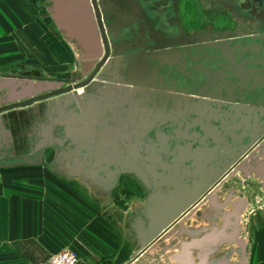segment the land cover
I'll list each match as a JSON object with an SVG mask.
<instances>
[{"label": "water", "instance_id": "obj_1", "mask_svg": "<svg viewBox=\"0 0 264 264\" xmlns=\"http://www.w3.org/2000/svg\"><path fill=\"white\" fill-rule=\"evenodd\" d=\"M141 1L147 0L124 3L140 5L138 9L145 11ZM52 2L61 32L90 51L89 57H96L99 52L98 29L104 45L103 25L115 36L110 31L114 19L109 17L111 4L107 1ZM240 22L244 23L245 18ZM130 26L122 22L121 29ZM216 34L220 39L212 49L216 57H209L216 59V74L207 77L202 73L203 91L187 90L176 81L170 87L151 85L158 69L155 64L146 63L147 53L137 50L120 58L123 50L114 46L109 59L110 51L105 47L91 77L103 65L102 70L91 83L90 77L78 85L54 89L53 83L28 77H0V89L7 90L4 100L9 101L0 105V168L40 165L45 151L55 145L58 150L52 163L58 173L80 177L102 196L108 195L121 175L134 177L146 191V198L132 213L117 215H121L134 243L139 248L147 246L214 181L233 176L235 168L230 169L231 163L264 129V48L253 43L234 44L228 29H217ZM261 43L264 45V40ZM136 49L133 46L132 50ZM236 56L240 57L238 65ZM255 65L262 74L253 71ZM164 74L173 78L172 73ZM81 86V93L73 91ZM212 92H216V101L212 100ZM202 104L210 114H199L196 107ZM214 107L215 125L211 115ZM192 118L198 122L184 129L194 131V137H186L188 140H182L180 145L184 144L183 148L190 152L188 158L203 161L193 173L181 170L189 161L183 160L181 153L175 157L169 150L175 129H182L185 120ZM200 123L216 128V141ZM174 158L176 161L172 162ZM232 213L237 219L236 211Z\"/></svg>", "mask_w": 264, "mask_h": 264}, {"label": "flooded vegetation", "instance_id": "obj_2", "mask_svg": "<svg viewBox=\"0 0 264 264\" xmlns=\"http://www.w3.org/2000/svg\"><path fill=\"white\" fill-rule=\"evenodd\" d=\"M105 1L111 4L109 17L114 19V22L110 23V31H112L115 36L109 34L106 30V26L103 25L106 34V45H104L98 29L99 52L96 57H89L88 54L90 51H85L76 41L71 39L81 50V58L83 61L87 62L90 66L89 71L83 78L76 79L71 74L67 73H62L58 75V77H50L43 71L40 72L42 76H38L34 74L33 67L23 65L6 70L5 73L0 74V77L4 75L16 77V79L28 77L32 78L34 81L39 80L53 83L55 84L54 89L67 85H78L91 77L96 65L105 53V47L110 51L107 57V59H109L112 56L111 54L114 46L116 49L123 50V54H119L120 58L127 57L137 52V50L147 53L146 63L151 65L155 64L158 69L156 74L157 78L150 81L151 85H155L159 88H163V85L170 87L174 86L176 81L178 86L184 87L187 90L196 89V91H203V89H205V84L202 73L207 75V77L216 74V59H209V57H216V52L212 49L216 47L217 42L220 41L216 34L217 29H228L229 34H232L229 38L233 39L234 44L241 43V45H250L253 43L255 47L261 46L264 48V45L261 43V40H264V0H187L188 4L190 1L194 2L198 13H201L206 18L199 27L193 30L188 29L184 23L185 14L182 13L183 0L141 1L145 11H140V9H138L140 5L125 4L124 0H116L117 2L115 0ZM133 6H135V8L132 9ZM157 16H160L158 20L155 19ZM217 17L226 19L228 25L225 27L215 26L213 21ZM239 18L243 20L245 18V22H240ZM122 22H127L131 26L126 29H121ZM96 27L98 28V26ZM260 37L261 39H259ZM135 45L137 49L132 50ZM154 46L158 47V49L154 50L152 48ZM90 49L91 53H93V47ZM239 59V56L235 57L234 61L236 65L239 64ZM123 62L127 65L125 60ZM102 67L103 65L95 75L88 80L89 83L96 81V75L100 73ZM243 67L246 68V66ZM259 69L258 65L253 67V71H255L257 75L262 74V72L259 74ZM165 71L169 74L172 73L173 78L165 75ZM159 74L162 77H159ZM260 77H262V75ZM102 81L104 84H106V82L109 83V81ZM110 83L127 85L130 87L135 86V84L131 85L130 83L126 84L118 81H111ZM83 88V86L80 88L76 87L73 91L81 93ZM6 94L7 90L5 95ZM184 95L194 97L193 94L189 93H185ZM212 95L214 96L212 100L216 101V92H212ZM8 102V100L5 101L3 98L0 105ZM196 108H198L199 114H202V112L204 114H210L209 111H206V107L203 104L198 105ZM211 112L215 120V125L216 107H214ZM193 120L194 118L185 120L183 128H176L175 132L172 134V138L169 140V142L172 143L169 150L174 156L176 157L177 154L181 153L180 156L184 158L183 160L189 161L187 163L185 162V165L180 169L184 172L189 171L192 173L198 171L203 161L200 162L199 159L194 160L191 157L188 158L190 152L186 150V147L183 148L184 144L181 147L180 143L182 140L187 141L188 139H185L186 137H194V131L184 129V126L189 128L194 122H198L197 120ZM8 124H10V122H8ZM198 125L205 128L208 135H210L208 132H211L210 137L214 138L216 141V128L213 129L211 126V128L209 126L206 127L205 123H200ZM194 147H196V145ZM47 150L53 151L51 167L54 169V172L61 176H67L59 174L57 168L52 163L58 147L54 145ZM171 158L172 156L169 154L168 160H171ZM174 161H176L175 158L172 162ZM45 162L46 161L40 165H44ZM234 168L238 170L235 171ZM230 169L234 170L233 176L228 177L226 180L223 176L218 182L214 181L212 186L204 191L188 210L182 215L174 217L167 227L147 246L139 248V246L134 243L131 260H133V262H140L143 259H147L157 250L166 254L165 257L169 264H231L229 262L232 253L231 249L223 256V261H218V258H216V245H218V242L221 240L230 243L238 242L240 244L241 240H238L240 237L238 233L239 216L244 207V203L243 200L238 199L233 203L231 209L226 210L221 215H217V209L223 208L230 203L228 197L223 201H219L217 193L225 182L242 171L245 173L251 171L257 173L264 184V129L257 136L255 141L247 147L244 153L231 163ZM123 176L128 175H121L118 178L117 185ZM128 177L134 179L141 187L143 191L142 202H144L146 191L134 177ZM117 185H115L106 196L100 195L93 187L90 188L101 198H107ZM205 206L210 207L209 213H207V215H199ZM194 207L195 209L192 211ZM234 211H236L238 215L237 219L232 216L234 215L232 213ZM118 213L122 212L117 211L114 213V216H117V218L121 217V215H117ZM216 219L218 221L220 220L219 226H216ZM242 243L240 245H242ZM158 256L161 258L163 255L160 254ZM126 264L130 263L128 262Z\"/></svg>", "mask_w": 264, "mask_h": 264}, {"label": "rangeland", "instance_id": "obj_3", "mask_svg": "<svg viewBox=\"0 0 264 264\" xmlns=\"http://www.w3.org/2000/svg\"><path fill=\"white\" fill-rule=\"evenodd\" d=\"M182 6V13L185 14L184 23L188 29L193 30L206 20L204 15L198 13L194 2L190 1L188 4L187 0H183ZM213 22L218 27L228 25L227 20L222 17L215 18ZM34 29L38 31V28ZM22 39L24 41L22 45L25 48L24 51H15L9 54L6 52L0 53V74L5 73L10 68L23 65L33 67L34 74L38 76H42L40 72L43 71L50 77H58L62 73H67L77 79L83 78L90 69L88 63L81 58V50L73 41H71L73 54L69 60H54L53 57L50 58L51 54L48 55L46 47L40 42L39 38L36 39L35 36L34 38L30 36L28 41L24 37ZM5 93L6 90L0 89V102ZM52 152L50 150L45 152L44 161L46 162L44 165L0 169V188L9 185L12 189H20L21 185L25 184L34 191H52L57 195L64 192L71 193V195L73 193L75 199L86 198L85 201L92 204L94 218L98 215L105 222L103 227L101 225V227L93 226L91 235H85L82 238H80V230H78L79 233L75 239L79 241L78 248L82 247L84 252H80L79 249L77 250L75 246L71 245L62 247L52 255L68 249L77 255V263L88 261L90 264H126L128 262L130 264H169L165 257L166 254L157 250L140 262L131 260L134 239L128 235L127 227L122 223V220L114 216V213L120 211L128 215L143 201V191L134 179L123 176L117 187L110 193V196L101 198L79 180L57 175L51 167ZM217 196L219 201H223L227 197L230 199L229 205L216 210L217 215L231 209L236 200H243L244 207L239 216L238 233L240 235L239 239L244 244L245 241L249 242L250 228L253 225L252 217L259 224L261 222L260 215L264 216V184L262 179L253 171L249 173L238 172L224 183ZM209 208V206H205L199 215H207L210 211ZM216 222V226H219L220 220L216 219ZM230 249L232 252L230 255L231 261L241 260L243 262L246 260V264H251L249 248L244 250L242 247L241 249L238 242L219 241L216 245V258L225 256ZM101 252L104 253L103 257L98 256L101 255ZM160 254L163 255L161 258L158 256ZM51 256L47 258L46 264ZM24 260L15 249L0 245V264H26Z\"/></svg>", "mask_w": 264, "mask_h": 264}, {"label": "crops", "instance_id": "obj_4", "mask_svg": "<svg viewBox=\"0 0 264 264\" xmlns=\"http://www.w3.org/2000/svg\"><path fill=\"white\" fill-rule=\"evenodd\" d=\"M53 8L52 0H0V53L24 51L22 38L28 41L30 36H35L44 44L48 55L51 54L50 58L69 60L73 54L72 40L59 29ZM10 168L16 167L4 169ZM64 177L77 179L84 186L91 187L80 177ZM85 200L81 197L75 199L74 194L68 192L57 195L52 191H34L25 184L20 189H12L9 185L1 187L0 245L15 249L26 264H46L49 256L65 246L72 245L84 252L82 247L78 248L79 241L75 239L78 230L82 238L91 235L93 226L103 227L105 224L98 215L94 218L92 204ZM260 219L257 224L252 217L250 241L240 245L241 249L249 248L251 264H264V216L260 215ZM103 254L101 252L98 256L103 257ZM223 260V257L218 258V261ZM229 262L246 264V260L243 263L229 259Z\"/></svg>", "mask_w": 264, "mask_h": 264}, {"label": "built area", "instance_id": "obj_5", "mask_svg": "<svg viewBox=\"0 0 264 264\" xmlns=\"http://www.w3.org/2000/svg\"><path fill=\"white\" fill-rule=\"evenodd\" d=\"M77 255L68 249H64L52 255L47 264H77Z\"/></svg>", "mask_w": 264, "mask_h": 264}, {"label": "bare ground", "instance_id": "obj_6", "mask_svg": "<svg viewBox=\"0 0 264 264\" xmlns=\"http://www.w3.org/2000/svg\"><path fill=\"white\" fill-rule=\"evenodd\" d=\"M183 127V126H182ZM243 262H245V261H243Z\"/></svg>", "mask_w": 264, "mask_h": 264}]
</instances>
